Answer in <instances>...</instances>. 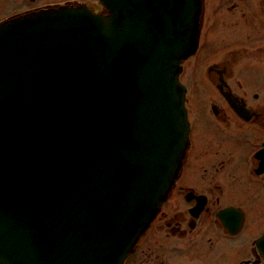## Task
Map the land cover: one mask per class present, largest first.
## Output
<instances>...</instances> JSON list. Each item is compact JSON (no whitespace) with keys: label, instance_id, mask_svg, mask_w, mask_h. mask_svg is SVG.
<instances>
[{"label":"water","instance_id":"95a60500","mask_svg":"<svg viewBox=\"0 0 264 264\" xmlns=\"http://www.w3.org/2000/svg\"><path fill=\"white\" fill-rule=\"evenodd\" d=\"M99 1L0 24V264H122L181 167L201 0Z\"/></svg>","mask_w":264,"mask_h":264},{"label":"flooded vegetation","instance_id":"af4514ba","mask_svg":"<svg viewBox=\"0 0 264 264\" xmlns=\"http://www.w3.org/2000/svg\"><path fill=\"white\" fill-rule=\"evenodd\" d=\"M37 1L0 0V11L23 4L0 22L65 3L100 9L84 0ZM201 6L199 47L179 75L191 85L185 157L123 264H264V0Z\"/></svg>","mask_w":264,"mask_h":264},{"label":"rangeland","instance_id":"374dc122","mask_svg":"<svg viewBox=\"0 0 264 264\" xmlns=\"http://www.w3.org/2000/svg\"><path fill=\"white\" fill-rule=\"evenodd\" d=\"M47 1H61V0H39V1L36 2V4H39L41 2H47ZM84 1H89V2H91L94 5L97 4L96 0H84ZM22 5L23 4H20V5L18 4V5H15L13 8H5L3 11H0V15L7 14L9 12H12V11L16 10V9L18 10V9L22 8ZM203 49L204 48L201 46L200 50H203ZM202 57H203V55L201 56V58ZM193 60L194 59H191V60L185 62V64H184V69L186 70L185 72H187V70L190 69V64L192 63ZM184 84L188 88V90H190L191 85L189 83H187V81L184 82Z\"/></svg>","mask_w":264,"mask_h":264}]
</instances>
